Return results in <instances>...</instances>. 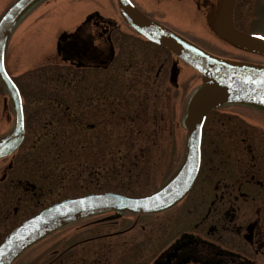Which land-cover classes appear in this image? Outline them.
I'll return each mask as SVG.
<instances>
[{
  "label": "flooded vegetation",
  "instance_id": "1",
  "mask_svg": "<svg viewBox=\"0 0 264 264\" xmlns=\"http://www.w3.org/2000/svg\"><path fill=\"white\" fill-rule=\"evenodd\" d=\"M195 1L199 4V0H132L150 19L193 44L196 43L175 28L179 27L176 21L180 16L191 18ZM179 5H184L182 7L187 14H179ZM260 10H264V0H235L234 28L257 38L264 36L253 28V18ZM81 11L78 17L66 21L65 27L64 23L56 26L52 45L44 50L42 47L34 49L36 56L32 55V61L23 69L25 73L38 72L39 75L50 74V66L52 70L55 67L64 70L67 76L77 77L73 84L72 79L64 82L63 88H73L71 93L66 95L63 92L60 99L51 98L46 105L44 102L47 99L33 95L30 99L31 116L25 86L17 82L24 103L25 135L18 148L0 157V241L23 220L58 201L49 202L53 181L45 172L48 166L45 157L67 155L68 149L64 146L72 137L76 139L78 153L83 149L87 153L96 132L105 124L113 135L114 105L108 89L111 85L108 73H113V65L122 53L128 60H138L141 54L144 58L146 48L151 49L147 50V58L158 65L153 78L144 74L146 71L134 72L132 76L133 82L140 81L138 84L143 92L133 99L139 107H145L148 101L157 102L160 94L156 90L165 92L167 86L162 85L166 82L177 91L182 88L180 93L184 96L183 71L192 67L142 36L123 16L122 20H117L104 16L97 9L86 7ZM43 33L48 39V31ZM220 39L235 52L258 55ZM21 48H24V42ZM54 49L55 54L51 53ZM202 50L224 60L255 64L249 59L230 54L218 55L205 48ZM162 54L166 56L160 61ZM89 73L95 75L94 80L82 84L81 81ZM103 73L108 77L105 83L102 82L104 78L98 79ZM11 74L16 79V75ZM2 85L9 100L5 101V108L9 105L12 108L13 125L1 133L0 138L8 135L15 123L13 101L5 85ZM100 87L106 91V98L98 101L102 97L98 95ZM49 106L55 109L53 115L39 114L41 107ZM99 106L105 109L101 111ZM245 107L249 110H243ZM105 110L106 121L102 115ZM258 110L256 106L231 103L208 115L202 130L201 165L197 180L176 205L148 214L154 219L145 225L139 224L138 220L130 223V212L116 211L91 214L66 224L61 227L58 239L47 245L44 264H129L123 261L122 256L132 235L137 244L144 240L152 243L151 250L140 264H264V119L258 117ZM57 112L60 115H55ZM60 139L63 147L58 145ZM151 150L143 148L141 154L144 156ZM98 191L104 190L76 195ZM131 214L137 219L143 215Z\"/></svg>",
  "mask_w": 264,
  "mask_h": 264
},
{
  "label": "rangeland",
  "instance_id": "2",
  "mask_svg": "<svg viewBox=\"0 0 264 264\" xmlns=\"http://www.w3.org/2000/svg\"><path fill=\"white\" fill-rule=\"evenodd\" d=\"M12 1L0 0V15ZM196 3L195 1L193 11L190 12V19L182 18L183 16L177 19L179 27H176V30L185 34L200 47L209 49L218 55L236 56L252 60L255 64L264 65V55L252 56L239 51L235 52L217 35L213 21L222 0H199V4ZM40 4H42L40 8L36 7L32 14L29 11V14L27 13L19 21L9 42L7 56L10 72L16 75L19 84L25 86L29 96L28 105L31 116L33 112L30 109V99L33 95L37 94L40 95V98L47 99L44 102L46 105L51 98L60 99L63 92L66 95L70 94L73 88H69V86L66 89L63 88L65 87L64 82L67 79H72L71 83L73 84L77 78L76 76L73 78L67 76V73L64 74V70H57L56 67L52 70L51 66L48 75L40 74V76L38 72L25 73L23 69L32 61V55L36 56L34 49L39 50L42 47L44 50L52 45L56 26L64 23L63 27H65L66 21L78 17L81 10L86 7L97 9L104 16L122 20L117 0H44ZM182 6L179 5V14L181 12L187 14ZM253 20V28L264 35V10H260ZM33 27L35 29H32ZM45 31H48V39H46L47 35L43 33ZM43 40H47V42L44 43ZM23 42L24 48H21ZM147 50L151 49L146 48L144 58H141V54L138 60H128L122 53L113 65V73H108L111 80L108 89L114 105L112 108L114 110L113 135H110L105 124L102 129L96 132V138L90 149H87V153L84 149L78 153L76 142H74L76 139L72 137L71 141H66L64 146L68 149L66 150L67 155L51 154L45 157L48 160L45 172L51 176L53 181L50 184L52 193L49 202L95 190L143 194L159 187L182 162L188 137L185 116L187 105L192 92L201 85L203 78L198 71L188 67L183 71V85L186 88L184 96L180 93L182 88L177 91L166 82L162 85V87L167 86L165 92L156 90L160 94L157 102L150 103L148 101V105L145 104V107L141 108L135 104L137 101L133 100L137 99L139 93L142 92L140 83L138 84L140 81L134 80L135 82H133L132 76L134 72L146 71L144 74H149V77L153 78L158 67L154 60L147 58ZM53 52L55 54L56 50L54 49L51 53ZM165 56L162 54L159 60L162 61ZM154 66L155 68H153ZM88 75L81 81L82 84L94 80L93 73ZM99 78H104L102 82L105 83L108 77H106V73H103V76H99ZM2 84L0 79V134L8 131L13 125L12 108L10 105L9 108H5V101L9 100ZM102 89L103 87L99 88L98 95L102 97H99L98 101L106 98V91ZM105 89L107 90V88ZM152 96L155 99L154 93ZM50 106L41 107L39 114L53 115L55 109H51ZM98 109L102 111L105 108L99 106ZM245 109L249 110V108H243V110ZM55 115L60 114L57 112ZM102 115L105 120L106 110ZM258 117L264 119V109L259 108ZM58 145L63 147L62 139L58 141ZM58 145L56 147L61 148ZM143 148L152 150L143 156L141 154ZM156 149L161 150L156 151ZM128 215L131 217L130 223L138 220L139 224L145 225L154 219L152 215L148 214H143L138 219L131 213ZM61 232L62 228H59L28 247L13 261V264H44L47 245L58 239ZM151 246L152 243L149 240L137 244L132 235L125 247L122 259L128 261L129 264H140L148 250H151Z\"/></svg>",
  "mask_w": 264,
  "mask_h": 264
},
{
  "label": "water",
  "instance_id": "3",
  "mask_svg": "<svg viewBox=\"0 0 264 264\" xmlns=\"http://www.w3.org/2000/svg\"><path fill=\"white\" fill-rule=\"evenodd\" d=\"M36 0H17L0 19V78L6 85L16 110L14 130L0 139V157L11 153L21 143L24 109L19 88L6 70L5 59L12 29L22 14ZM127 21L142 35L169 49L204 77L203 85L192 97L187 127L186 158L177 173L157 191L144 196L119 192H97L64 199L29 217L0 242V264H11L27 247L52 230L78 218L108 210L151 213L168 209L192 188L201 162L202 128L207 115L230 102H245L264 108V66L234 63L212 57L173 32L156 24L130 0H117ZM235 0H223L214 26L226 40L264 54V42L235 30L232 14Z\"/></svg>",
  "mask_w": 264,
  "mask_h": 264
},
{
  "label": "snow or ice",
  "instance_id": "4",
  "mask_svg": "<svg viewBox=\"0 0 264 264\" xmlns=\"http://www.w3.org/2000/svg\"><path fill=\"white\" fill-rule=\"evenodd\" d=\"M260 39H264V36L259 37Z\"/></svg>",
  "mask_w": 264,
  "mask_h": 264
}]
</instances>
